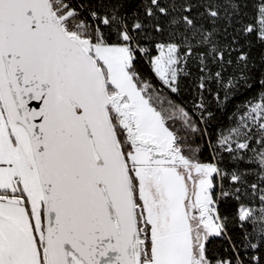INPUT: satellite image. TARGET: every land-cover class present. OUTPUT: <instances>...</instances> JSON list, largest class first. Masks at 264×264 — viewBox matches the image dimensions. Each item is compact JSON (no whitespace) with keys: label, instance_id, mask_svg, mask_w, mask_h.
<instances>
[{"label":"snow or ice","instance_id":"obj_1","mask_svg":"<svg viewBox=\"0 0 264 264\" xmlns=\"http://www.w3.org/2000/svg\"><path fill=\"white\" fill-rule=\"evenodd\" d=\"M226 3L239 15V0ZM223 7L216 0H0V264H212L209 237L232 244V258L216 264L257 259L241 251L257 249L251 233L238 243L228 236L229 218L217 205L230 193L214 190L222 170L186 155L193 149L169 123L178 112L196 131L192 115L171 101L165 108L139 67L146 60L173 93L191 75L190 61L201 92L213 80L224 85L225 100L241 83L252 87L243 52L235 62L241 78L225 82L236 40L219 38ZM258 16L264 43V0ZM259 84V102H249L219 143L233 155L253 152L264 182V73ZM196 107L206 109L202 100ZM231 179L242 182L235 172ZM260 192V208L241 204L233 219L258 227L253 238L264 247Z\"/></svg>","mask_w":264,"mask_h":264},{"label":"trees","instance_id":"obj_2","mask_svg":"<svg viewBox=\"0 0 264 264\" xmlns=\"http://www.w3.org/2000/svg\"><path fill=\"white\" fill-rule=\"evenodd\" d=\"M166 2L168 0H161L162 4ZM216 2L224 5L221 9V19L216 25L219 38L225 42H231L233 38L236 40L231 55L234 63L232 66H226L227 70L223 72L225 82L230 77L241 78L240 69L243 68V65L237 66L235 62L239 53L243 52L249 58L248 69H245V72H249L253 76L252 87L249 88L246 84L241 83L228 92V98L225 100L224 85H218L213 80L208 82L207 89L201 92L198 87V76L200 74L196 61H190L189 70L191 75L182 77L178 92L173 93L152 73L146 60H142L139 67L144 77L156 89L160 99L165 102L163 104L165 108L169 107L167 102L171 101L173 105L185 109L192 115L196 131L186 127L179 117L169 121V123L186 141V144L193 149L192 153L186 152V155H193L201 163H216L222 170V175L215 177L214 190L218 197L222 190L230 193L227 197H221L217 205L221 214L229 218L228 236L232 238V242L238 243L245 231L251 233L252 235L249 238L252 243L258 245L257 249L248 248L246 252L243 249L241 251L244 252L246 260H252V257H256V260H252V264H260L261 258H264V247L261 246L262 241L260 239L253 238L259 236V228L257 227L254 232L251 223H246L245 227L241 228L239 222H236L233 218L236 216L241 204L257 210L260 208V189L264 188V182L260 180L258 166L253 162V152L240 150L233 155V153L224 150L227 145L222 147L219 140L221 135H227L230 129L237 128L240 118L247 111L249 102H259L261 91L259 80L261 74L264 73V43L259 40L257 27L258 8L261 0H239L241 8L239 15L236 16L230 15L232 9L227 6L226 0H216ZM163 19L162 17L161 22H163ZM205 24L207 26L209 22L205 21ZM248 25H252L257 31L252 33L242 32V29ZM152 54L157 53L153 50ZM217 70L219 69L213 68V72ZM217 93L220 95L219 101L216 99ZM201 100L206 106L204 110L196 107L201 103ZM241 131L244 130L241 129ZM252 134V146L258 147L255 139L259 134L255 129H252ZM233 140H236L234 135ZM239 141L243 142V137H240ZM231 147L235 148V143H232ZM233 172L242 176V182H234L231 179ZM252 184L259 186L255 192L251 188ZM236 189H239V192ZM206 249V254L212 264H215L217 260L230 259L234 255L232 244L227 237H209Z\"/></svg>","mask_w":264,"mask_h":264},{"label":"rangeland","instance_id":"obj_3","mask_svg":"<svg viewBox=\"0 0 264 264\" xmlns=\"http://www.w3.org/2000/svg\"><path fill=\"white\" fill-rule=\"evenodd\" d=\"M258 29H259V24H258ZM158 78V77H157ZM159 79V78H158ZM162 83V82H161ZM163 84V83H162ZM165 86V85H164ZM165 87H167V86H165ZM168 88V87H167ZM169 89V88H168ZM176 117H179V113H176ZM180 119V118H179ZM216 264V263H215Z\"/></svg>","mask_w":264,"mask_h":264}]
</instances>
